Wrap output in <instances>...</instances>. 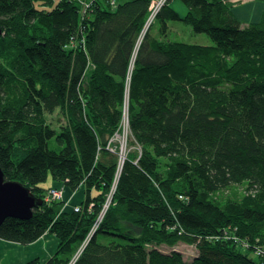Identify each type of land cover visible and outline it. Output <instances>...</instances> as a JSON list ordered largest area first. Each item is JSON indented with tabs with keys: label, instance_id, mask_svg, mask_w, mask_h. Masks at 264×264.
Masks as SVG:
<instances>
[{
	"label": "trees",
	"instance_id": "1",
	"mask_svg": "<svg viewBox=\"0 0 264 264\" xmlns=\"http://www.w3.org/2000/svg\"><path fill=\"white\" fill-rule=\"evenodd\" d=\"M121 1L96 0L82 18L79 0H0V166L41 197L51 179L85 189L84 210L43 201L30 219L8 217L0 241L57 238L49 258L24 264H264L256 253L264 249V11L245 25L231 0H181L184 16L169 0L157 14L164 35L182 21L214 45L163 43L152 27L145 34L128 111L140 151L127 152L88 238L117 176L119 154L107 144L152 2ZM57 110L68 121L59 135L47 117ZM244 182L242 200H229L226 190ZM180 241L196 245L191 261L148 248Z\"/></svg>",
	"mask_w": 264,
	"mask_h": 264
},
{
	"label": "rangeland",
	"instance_id": "2",
	"mask_svg": "<svg viewBox=\"0 0 264 264\" xmlns=\"http://www.w3.org/2000/svg\"><path fill=\"white\" fill-rule=\"evenodd\" d=\"M179 1L181 3H178V6H177L178 8H179V4H182V1L181 0H179ZM257 1L264 3V0L263 1H261V0H243V1L239 0L238 2L236 1V3L235 2L234 3L236 6L241 7V6H245V5H251V3H255ZM246 3H248V4H246ZM112 5L114 8H117V6H116L117 0L115 1V4H112ZM36 7L45 8L43 6V4H41L39 2H36ZM263 11H264V8L261 12L260 17H262ZM149 14H150V10H149ZM149 14H148V16H150ZM148 16L146 18L147 20L145 19V23L143 26L144 27L143 31L146 34H147V31H146L145 26H146L148 18H149ZM250 22H252V21L245 23V25H248ZM170 24H171V26H168V31H167L166 35H164L162 33V31L160 30L161 27H159L157 19H155L148 28L150 29L152 27V33H151L152 37L161 40L163 43L180 41L181 43H186V44H196V46H201V45L202 46H212V45H214L213 40L206 33L194 32L190 25H188L182 21H170ZM143 38H144L143 36H140L136 41V51L134 53V56H133L131 64H130V70H129V75L127 77V81H125V92H124V96H123V102L121 105L122 119H121V123L119 125L118 130H116V132L119 131L120 135L124 139L126 138L128 140L127 141L128 142V152H130V153H137L138 151H140V147H139V145H137L134 142L133 138L131 137L128 124L126 125V128H127V131L129 132V135L125 136V134H124V127H125V123H126L125 120H127V116L129 114V112H128L129 111V88H130L131 82L130 81L128 82V78H132V72L134 71V68H135L137 50L139 49V45L142 42ZM201 38L205 42H207V44H210V45L201 44L202 42H204L203 40H201ZM125 110H127L126 116H125ZM47 117H48V123L51 125L52 128H54L57 131L58 135L61 133L62 129L67 126L68 121L63 116L62 112H60L59 110H57L53 114H47ZM124 118H125V120H124ZM116 132H114L113 134H115ZM24 136H26V134L24 131H22V132L17 133L16 138L20 139ZM111 136L109 137V139L111 138ZM119 144H120L119 141L115 140V144H114L115 148H117L119 146ZM50 147L55 148V149H57L59 147L57 140L55 138L50 140ZM246 188H247V183L244 182L241 184H236V185L231 186L229 189L226 190L225 193L227 196H230L229 200L241 201L242 198L244 197V195H246V193H247ZM225 193H221V195H224ZM82 208L84 210V206ZM82 208H81V210H82ZM136 229H134V230H136ZM138 231H140V230H138ZM101 241L109 242L110 240H109V238L104 240V238L101 237ZM51 246H52V242L49 243V247H51ZM152 247H156L159 250L166 252V253H170L173 250L179 251L182 253L184 259L188 260V261H191L198 254V250H197V247L195 244H190V243H186V242H182V241L178 242L174 246H169L166 244L148 245L149 249H151ZM11 250L15 251L16 248H14V246L12 245ZM9 255L11 256V259L13 260V254L9 253ZM7 262H8V258H6L5 260L2 257L0 258V264H7ZM12 262L14 263V261H12Z\"/></svg>",
	"mask_w": 264,
	"mask_h": 264
},
{
	"label": "crops",
	"instance_id": "3",
	"mask_svg": "<svg viewBox=\"0 0 264 264\" xmlns=\"http://www.w3.org/2000/svg\"><path fill=\"white\" fill-rule=\"evenodd\" d=\"M56 3H58L60 0H55ZM128 1V0H127ZM232 2L239 0H231ZM243 1V0H241ZM179 0H173V2L170 4L171 7H173L176 11L180 13L181 16H184L187 13V7ZM234 3L233 5V11L235 15L238 17V19L243 23H248L249 21L255 22L258 21L261 17V12L264 8V3L261 2H255L251 3V5H245L238 7ZM248 4V3H246ZM168 26H171L170 22H168ZM201 40H203L201 38ZM204 41V40H203ZM197 43V42H196ZM203 45H210L207 44V42H202ZM94 69V65L89 64L87 68V76L88 74H91V72ZM54 180H49V183L44 184L45 187H54ZM96 195V194H95ZM73 196V199L68 203V205L64 208V211L66 212H72L74 206L76 204H81L85 199V189L84 187L79 188L78 190H72L69 187L64 188V198L69 200ZM0 258L2 257L4 260L8 258L7 264H24L25 262L39 257L43 261H45L47 258H49L56 247L59 244V241L55 236H53L50 233H46L43 237H41L39 240H37L34 243L28 244V245H22L19 243H5L4 241H0ZM52 242V246L49 247V243ZM12 245L14 248H16L15 251H12ZM51 252H50V251ZM9 253L13 254V260L11 259V256ZM14 261V263L12 262Z\"/></svg>",
	"mask_w": 264,
	"mask_h": 264
},
{
	"label": "built area",
	"instance_id": "4",
	"mask_svg": "<svg viewBox=\"0 0 264 264\" xmlns=\"http://www.w3.org/2000/svg\"><path fill=\"white\" fill-rule=\"evenodd\" d=\"M81 5H82V18H84V16L88 13V11L93 7V5L95 4L96 0H79ZM115 1L116 0H111V3L112 4H115ZM169 0H152L151 2V6H150V16L149 17V20L151 21V23L156 19V16L157 14L160 12L162 6L168 2ZM82 25V24H81ZM84 39V38H83ZM130 81V78H128V82ZM125 127H124V134L125 136H128L129 135V132L127 131V128H126V125L128 124L129 126V114L127 116V120H125ZM130 131V129H129ZM115 140H118L119 141V146L117 148H115L114 144H115ZM128 140L125 138H123L121 136V138H119V134H118V131L115 133L114 136H112L109 141H108V144H107V148L112 150V151H115L116 153L119 154V164L117 166V176L115 177V180H114V183L113 185L111 186V189L110 191L108 192L107 194V197H106V200L103 204V207L101 209V212L98 216V218L96 219L95 223L93 224L91 230L93 232H95L107 210L109 209L110 205H111V201H112V197H113V194L116 190V184L118 182V179H119V175H120V172H121V169H122V166H123V163L125 162V159H126V156H127V152H128ZM50 192L51 193H46L45 197L48 198V201H54V200H64L65 201V198H64V195H63V192H58V190L56 188H54L52 186V188H50ZM67 203V202H66ZM94 205V203L92 202L90 204V207H92ZM75 211H80L81 210V206H77L74 208ZM256 253L259 254V255H262L264 256V249L263 248H258L256 250Z\"/></svg>",
	"mask_w": 264,
	"mask_h": 264
},
{
	"label": "water",
	"instance_id": "5",
	"mask_svg": "<svg viewBox=\"0 0 264 264\" xmlns=\"http://www.w3.org/2000/svg\"><path fill=\"white\" fill-rule=\"evenodd\" d=\"M4 32L0 26V39ZM43 204V199L24 183L6 179L0 166V225L8 218L22 220L33 216L34 208Z\"/></svg>",
	"mask_w": 264,
	"mask_h": 264
},
{
	"label": "bare ground",
	"instance_id": "6",
	"mask_svg": "<svg viewBox=\"0 0 264 264\" xmlns=\"http://www.w3.org/2000/svg\"><path fill=\"white\" fill-rule=\"evenodd\" d=\"M147 20V19H146ZM152 23H151V21L149 20V18H148V21H147V24H146V26H145V28H146V31H148V27L151 25ZM145 32L144 31H142L141 32V34H140V36H145ZM141 44V43H140ZM140 46V45H139ZM127 81V80H126ZM126 111L127 110H125V116H126ZM124 120H125V118H124ZM118 134H119V138H121V135H120V133H119V131H118ZM54 188H56L57 190H58V192H63V195H64V188H62V187H55L54 186ZM47 193H51L50 192V189L47 191ZM42 199H43V201H48V198L47 197H42ZM73 199V196L69 199V200H67V204L71 201ZM104 204V203H103ZM77 206H81V204H76L75 206H74V208L75 207H77ZM103 207V206H102ZM73 208V209H74ZM95 232H93L92 230L90 231V233H89V235H88V238L92 235V234H94ZM83 248V247H82ZM82 248L80 249V251L82 250ZM80 251H79V254H80ZM78 254V255H79Z\"/></svg>",
	"mask_w": 264,
	"mask_h": 264
},
{
	"label": "clouds",
	"instance_id": "7",
	"mask_svg": "<svg viewBox=\"0 0 264 264\" xmlns=\"http://www.w3.org/2000/svg\"><path fill=\"white\" fill-rule=\"evenodd\" d=\"M63 202H64V208L68 205L66 202H67V199H65V201L64 200H62ZM94 203V202H93ZM81 208H82V204H81ZM81 211V210H80ZM77 212V211H76ZM79 212V211H78ZM96 232V231H95Z\"/></svg>",
	"mask_w": 264,
	"mask_h": 264
}]
</instances>
